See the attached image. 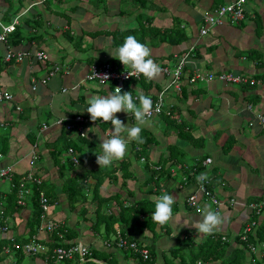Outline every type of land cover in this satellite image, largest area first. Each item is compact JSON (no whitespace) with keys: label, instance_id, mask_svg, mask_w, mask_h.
I'll return each instance as SVG.
<instances>
[{"label":"crops","instance_id":"0c3cea01","mask_svg":"<svg viewBox=\"0 0 264 264\" xmlns=\"http://www.w3.org/2000/svg\"><path fill=\"white\" fill-rule=\"evenodd\" d=\"M231 1L11 0L19 6L15 16L19 17L18 24H22L24 32L32 31L26 24L27 19L38 20L37 33L42 34L37 41L33 40L32 49L47 52L51 62L68 68L67 73L39 84L36 90L31 88L30 77L44 76L46 64L10 62L0 69L3 88L13 95V103L21 107L17 112L9 104L0 106V118L8 122L0 130V134L8 137L0 167H10L19 177L30 168L33 150L37 152L33 170L42 178L41 187L51 200L47 217L60 224L58 233H39L48 247H51L52 238L58 237L68 244L81 242L94 249L96 255H92L93 261L89 260L93 263L96 260L101 264H139L142 260L138 254L133 252L129 257V250L116 248L118 221L113 222L112 232H105L107 215L117 217L121 207L138 203L155 204L167 193L174 196L172 207L177 209L173 212V220L164 227L156 224V230L166 229V234L153 241L150 230L141 227L144 241L154 244V264H164L163 254L175 243L177 234L188 230L197 239L204 237L197 234L195 228L183 227L184 221L197 222L203 218L201 211L189 209L185 202L197 186L191 178L201 173L210 176L209 185L225 202L218 213L223 223L216 232L230 234V237L236 235L251 214L246 203L257 198L256 201L263 202L259 219L264 218V124L255 120L256 114L264 112V0H247L245 18L240 22L224 19L206 34L198 33L203 14ZM7 7L8 2L0 0V14ZM140 22L145 27L162 31L179 22L188 35L187 41L172 45L134 32L132 35L139 42L150 47L155 63H172L174 54L198 44L200 56L190 60L193 66L202 72L240 75L246 84L220 78L190 84L184 79L180 93L169 88L163 95L164 105L172 110L173 116L147 119L141 131L144 143L129 141L125 157L114 161L110 167L99 169L95 152H102L100 143L110 138L112 125L102 120L87 123L84 143H80L81 136L75 132L67 134L70 141L81 148L76 152L78 164L66 166L63 161L68 154L56 159L57 156L50 152L61 133L55 121L74 114L90 117L86 111L88 99L94 95L113 94L108 84L82 82V78L90 63L116 60L113 56L123 44H112L116 31H140ZM23 45L19 48L26 47ZM5 48L0 42L2 56ZM190 68L192 66H188V70ZM166 81L167 77L161 73L152 80L142 77L132 83V90L152 100ZM63 88L66 90L62 91ZM42 114L48 118H43ZM129 114L122 111L116 115L127 127L136 126V120ZM28 133L34 135V142L27 137ZM122 136L127 138L124 133ZM206 158H211V162L204 163ZM199 167H202L200 172ZM163 168L171 174L168 180H164L166 175L160 179L158 173ZM183 177L187 184L182 186ZM222 182L227 186H221ZM3 183L0 181V204L10 230L0 231V264H59L50 252L46 255L9 252L10 236L24 239L29 235L27 222L32 203L25 200L16 210L8 201L7 207L11 189L9 183L8 188ZM73 188L83 191L79 189L70 195ZM227 196L234 197L238 204L229 207ZM205 205L209 204L204 203L203 207ZM143 219L141 216L140 220ZM128 227L131 234L139 230L136 223L131 222ZM142 236L137 237L142 240ZM47 255L49 259L45 258ZM77 261L68 260L64 264H84Z\"/></svg>","mask_w":264,"mask_h":264},{"label":"built area","instance_id":"2783aa9c","mask_svg":"<svg viewBox=\"0 0 264 264\" xmlns=\"http://www.w3.org/2000/svg\"><path fill=\"white\" fill-rule=\"evenodd\" d=\"M247 0H233L229 3L219 5L210 12L203 14V26L199 30L200 35H204L207 33L209 28L212 26L223 22L224 19H229L232 22L238 23L245 18V5ZM19 22V17L15 16L11 22L7 24H3L0 22L1 32H0V42H3L6 46L5 51L3 53V61L5 62H16V63H28V64H47L50 61V56L47 52L43 50L37 49H28V48H16L12 46L6 45V34L12 32L15 26ZM116 59V58H113ZM190 63L188 59L187 53L177 57V61L170 64H158L161 68V74L167 77L166 84L164 88L158 93L157 100L154 102L151 115L147 119H151L155 116L160 115L163 111L165 114H169L168 110H164V97L163 95L169 88L175 89L176 92L180 93L182 82L185 79L188 83L194 84L195 82H207L213 78L212 73L210 72H202L198 68H194L191 75H186L184 68L186 65ZM49 68L46 70V74L42 77H35L32 75L30 77V84L32 90H36L39 84H46L52 77L58 74H65L68 72V68L64 65L57 64V63H49ZM118 66H112L109 61H103L100 64L97 62H92L88 65V69L82 78V82H89V81H96L102 84H109L114 81L113 90L115 91V87L119 86L121 89H124V83L130 79H140L143 75L140 74L139 76L132 77L128 75L127 71H131L129 67L120 68ZM107 75L108 80L104 79L103 76ZM218 78L223 79L226 82H245L244 78L240 75H235L231 73L220 74ZM66 89L63 88L62 91ZM133 95V94H132ZM138 95H133L134 101L138 102L137 98ZM14 99L13 95L5 88H3V84L0 81V106L3 104L12 105ZM15 110L19 112L21 107L19 104H15ZM131 117L134 118L133 114H129ZM255 120L260 123L264 124V114L258 113L255 115ZM55 123L61 128L64 127L66 130H75L78 132L79 136H84V125L87 123L94 124V121L82 114H74L71 116L60 117L58 118ZM253 121L250 122V124ZM4 123L0 120V126H3ZM45 128L46 126L43 125ZM67 154L70 160L74 164H78L79 160L77 154L74 153L73 148L69 147L67 149ZM3 157L2 152H0V158ZM142 157V156H140ZM37 158V152L33 150L31 153V158L29 161L30 168L27 169L26 172L21 174L15 180V172L8 166L0 167V181H8L10 183L11 188H15L17 191V200L16 203L20 206L25 204V197L32 192V189L35 188L38 192V202L41 209L40 214V225L37 232L29 234L24 241H18L14 236H10L9 239V246L12 248L13 251H21L25 254L29 255H46L47 252L51 253V257L56 262H64L68 260H78L81 262H85L86 260H91V248L83 244L81 242H73L67 245H55L53 247H48L43 240L39 233L51 234L53 232L58 233V229L60 224L57 220L52 218H48V211L51 207V200L45 191L42 189V178L39 177L35 171L33 170L35 161ZM142 160L144 157L141 158ZM211 162V158H206L204 163ZM158 168V167H157ZM156 168V169H157ZM187 184L186 177L182 179V186ZM186 201L189 205L195 207L196 211L198 209L203 208V204L207 203L212 205V208L215 212H218L221 207L223 206L224 199L220 198V194L215 192L214 190H210L207 188V185L203 183L201 187L200 184H197L196 189L191 192L187 197ZM227 203L229 206H235L238 202L235 200L234 197H229L227 199ZM263 202L259 201H251L246 204V206L250 209L255 211L256 213L261 212ZM254 223V222H253ZM253 223L247 224L243 229V234H241V239H245V232L250 230L251 225ZM10 230V223L7 222V219L4 217V210L3 207H0V231L1 232H8ZM61 236V235H60ZM222 240H227L225 235H222ZM50 241V240H49ZM115 245L117 248L123 250H130L139 255L140 259L146 263L147 260L150 258V252L146 245L142 244L139 245L135 241H129L124 239L120 236V232L117 231L116 233V240ZM8 246V245H7ZM8 246V247H9ZM251 251H256L257 247L252 244L249 245ZM8 249V248H7ZM49 259V255L45 257ZM95 264H101L98 261L94 260Z\"/></svg>","mask_w":264,"mask_h":264},{"label":"trees","instance_id":"16d2710c","mask_svg":"<svg viewBox=\"0 0 264 264\" xmlns=\"http://www.w3.org/2000/svg\"><path fill=\"white\" fill-rule=\"evenodd\" d=\"M5 1L8 2V7L5 10V12L0 14V22H2L3 24H7V23L11 22L13 17L17 13V11L19 10V6H15L11 2V0H5ZM143 1L147 2V0H143ZM142 7H144V6H142ZM147 21H150V18H147ZM26 24L32 28V31H29V33H26V32H24V28H23L21 23L16 25L12 32H9L6 34V45L19 48V47H23L24 46L23 44H25L26 47H24V48H28V49L32 48L33 40L37 41L41 37L42 33H40V34L37 33L36 28H38L37 27L38 20L33 21V19L32 20L27 19ZM203 24L204 23H203V16H202L201 24L198 28V33H199V30L201 29V27L203 26ZM140 26H141L140 31H138V30L135 31L133 29L116 31V34L114 35L115 38H114L112 44L123 43L125 38L129 35H132L134 32L136 35L144 33L145 38H146V36H149L150 39L151 38L154 39V37H155L157 42H168L172 45H180L181 43L187 41V39H188V35L186 34L184 28L180 27L179 22L175 23L168 30L166 29L163 31L160 30L159 28H155V27H148V26L145 27L142 24V22H140ZM209 30H210V28H209ZM0 32H1V27H0ZM199 47L200 46L198 44H196L192 47L184 48L183 50L179 51L177 54H174L172 56V59L173 60L175 59L172 63L177 61V57H179L185 53H187L189 60H191V61L196 60L200 56ZM106 61H109L112 66L117 65L119 70H121L120 68H122V66H123V64L117 59L116 60H106ZM9 63L10 62L3 61V56L0 54V69L3 67H6L7 65H9ZM97 63L100 64L101 62H97ZM172 63H169V61H168V62H165L163 64L172 65ZM188 66H192V68L189 69L191 71L188 70ZM194 68H195V66H193L192 62L188 63L186 65V67L184 68L186 75H188V76L191 75ZM210 73H212V72H210ZM220 74H225V73L224 72L216 73V74L212 73V76H213V78H218V76ZM142 77H144V76H142ZM134 82H136V79L127 80L124 83V89L122 91H130L133 95H135V94L138 95L137 93H135V91L132 90L133 89L132 83H134ZM244 84H246V81ZM108 85H109L112 93H114V90H113L114 81L109 83ZM182 92L184 93V88L182 89ZM183 95L185 96V93ZM156 100H157V96H156V98L152 99L153 104ZM136 103H139V101ZM164 108H165L164 109L165 111L166 110L169 111L170 115L165 114V112L163 111L160 115L155 116V117H158L161 119H163V118L169 119L170 117L173 116L174 113H172L171 109L166 108V106H164ZM11 109L14 111L15 103H12ZM263 114H264V112H263ZM0 120L4 123L3 126H0V130H1L2 128H4L8 124V122L6 120H3L2 118H0ZM181 124H182V122L179 123V125H181ZM85 125H84V127H85ZM60 132H61L60 135L57 136V138L54 142V145L50 149L51 154L57 156L56 159H58L59 157L60 158L65 157L64 155L67 154V149L69 147L73 148L74 153L80 152L81 146L77 143L71 142L68 135H67L71 132H75L76 134H78V132L75 130H66L64 127H61ZM27 137L30 139L31 142L35 141V137L31 133H28ZM80 139H81L80 143H84L86 141L85 135L81 136ZM7 141H8L7 135L5 133L0 134V151L1 152L2 151L4 152V148L6 146ZM63 163L66 164V166H68V167H71L73 165V162L70 160L69 156L65 158V161H63ZM201 170H202V167H199L198 171L200 172ZM158 174H160V179H163L164 175H166V178L164 180H168L169 178H171V174L168 171H166V169H164V168ZM17 177L18 176L15 175L14 180ZM208 177H209V179L207 181H205L204 184L207 185L208 189L214 190V188H211V186L209 185L211 178H210V176H208ZM191 179L195 183V185L199 184V183H197L196 177H192ZM225 185L227 186L226 182H224L223 186H225ZM10 189L11 190H10V193H9V196L7 199V207L11 203V205H15L16 210H17L18 208L21 207L20 205H17V203H16L17 191L15 188H10ZM79 189L81 191H83V189H81V188H79ZM79 189L73 188L71 190L72 192L70 193V195H74L75 191L77 192V191H79ZM94 193H95V191H94ZM82 195H83V193H82ZM25 200H30V202L32 203V213H31L29 220L27 222V227H29V234H31V233L37 232L39 225H40V222H41V220H40L41 209H40L39 202H38L37 190L35 188H33L32 192L25 197ZM256 200H258V198L254 199L253 201H256ZM185 202H186L187 206L189 207V209L196 211L195 207L192 205H189L188 202L186 201V199H185ZM144 203H148V205L147 204L144 205ZM211 207H212V205H211ZM173 208H174L173 212L176 211L177 208L176 207H173ZM16 210H14V211H16ZM154 211H155V204L153 202L147 201V202H143V203H138L132 207H121L120 212H119L117 217L114 214L107 215V221H106V227H105L106 233L112 232L113 222L118 221V225H120L119 232H120V236L122 238L127 239L129 241H135L139 245L144 244L148 247L149 252H150L149 260H147L146 263H144L143 261H140L139 264H154V260H155V253H154V249H153L154 244L152 243L150 245L144 241L145 236H144V234H142L143 228H141V227L146 226L145 229L150 230V232L152 234L153 241H155L163 233L166 234V232H167L166 229H165V231H160V230L157 231L156 230V224L157 223L153 222L152 217H151V213ZM84 213H86V212L84 211L83 214ZM259 215H260V212L256 213L255 211L251 210V214H250L249 218L242 224V227L238 231V234L231 236V237H230V234H227L226 235L227 236L226 241L222 240L221 239L222 234L218 233L216 231H214L211 235L204 236L202 239H197L194 236H191V234L189 233L188 230H184L183 232H181L175 236V243L172 246H169V248L164 252V254H163L164 264H264V218L260 220ZM141 216L144 217L143 220H140ZM131 222L133 224L136 223V227L139 228V230L136 233L131 234V229H129V227H128V224ZM250 223H253V224L251 225L250 230H248L244 233L245 239H241L240 236H241V234H243V229L245 228V226L247 224H250ZM161 227H164V226H161ZM138 235L139 236L143 235L144 236V237L142 236L143 239L142 240H140V238L138 239V237H137ZM67 239H68V237H67ZM115 240H116V238H115ZM51 243H52L50 245L51 247H53L55 245H62L63 246V245L68 244V242L63 241L62 239H58V237L52 238ZM252 244H254L258 248L257 252L250 250L249 245H252ZM123 250H125V249H123ZM90 251H91V255H93V256L96 255V251L94 249H91ZM165 254L168 257H166ZM133 255L134 254L131 251L128 254L129 257H131ZM77 262H81V261H77ZM83 263L84 264H95V263L88 261V260H86Z\"/></svg>","mask_w":264,"mask_h":264},{"label":"clouds","instance_id":"9594fccd","mask_svg":"<svg viewBox=\"0 0 264 264\" xmlns=\"http://www.w3.org/2000/svg\"><path fill=\"white\" fill-rule=\"evenodd\" d=\"M151 54L152 50L150 47L139 42L135 36L129 35L118 48L117 55L112 56L117 58L124 66L131 69L130 72L127 71L129 76L136 77L142 74L146 79L152 80L156 78L162 70L151 58ZM103 78L108 80L107 75H104ZM136 99H138L139 104L134 101L133 95L130 91H122L119 86L115 87L113 94L107 96L94 95L88 99L86 111L90 114V119L92 121L102 120L104 122H110L112 125V134L110 138L103 139L100 143L102 152L100 154L95 152L96 163L99 165V169L110 167L114 161L122 160L127 153L129 141H136L140 144L144 143V139L141 136L142 126L147 123V118L151 115L153 102L150 97L145 96L142 93L139 94ZM122 111L134 115L137 122L136 126L127 127V125L117 117L116 114ZM122 133L126 134L127 138L122 136ZM208 179L209 177L207 173H201L196 177L197 183H199L201 187ZM223 185L224 183L222 182L221 186ZM229 197L231 196H227V199ZM174 203L175 199L173 195L167 193L162 194L155 201V211L151 214L153 222L163 226L172 221V206ZM0 207H3V205L0 204ZM221 209L218 212H215L211 210V205H205L202 209H198V211H201L203 217L202 220L197 222L184 221L183 227L187 226L195 228L197 234L203 236L211 235L223 223V218L218 214ZM222 235L226 236L227 234ZM16 239L18 241H24L26 238ZM8 250L9 252L13 251L10 246L8 247Z\"/></svg>","mask_w":264,"mask_h":264},{"label":"rangeland","instance_id":"374dc122","mask_svg":"<svg viewBox=\"0 0 264 264\" xmlns=\"http://www.w3.org/2000/svg\"><path fill=\"white\" fill-rule=\"evenodd\" d=\"M155 1H157V0H155ZM48 68H49V63L45 65V69H48ZM42 116H43V118H48V117L45 116L44 114H42ZM42 116H41V119H42ZM3 182H4V183H3L4 187H5V188H8V182H6V181H3ZM246 219H247V218H245V221H246ZM245 221H244V222H245ZM244 222H243V223H244ZM165 255H166V254H165ZM166 257H168V256L166 255ZM75 261H76V260H75ZM59 264H64V262H60Z\"/></svg>","mask_w":264,"mask_h":264},{"label":"bare ground","instance_id":"6f19581e","mask_svg":"<svg viewBox=\"0 0 264 264\" xmlns=\"http://www.w3.org/2000/svg\"><path fill=\"white\" fill-rule=\"evenodd\" d=\"M43 131V130H42ZM35 166V165H34ZM117 248V247H116Z\"/></svg>","mask_w":264,"mask_h":264}]
</instances>
